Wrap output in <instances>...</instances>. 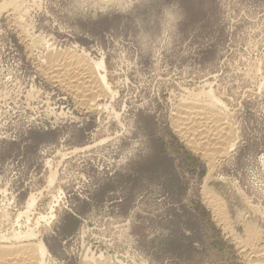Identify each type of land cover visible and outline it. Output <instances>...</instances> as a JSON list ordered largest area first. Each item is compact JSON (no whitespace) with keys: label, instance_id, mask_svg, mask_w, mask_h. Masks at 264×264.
I'll return each instance as SVG.
<instances>
[{"label":"rangeland","instance_id":"rangeland-1","mask_svg":"<svg viewBox=\"0 0 264 264\" xmlns=\"http://www.w3.org/2000/svg\"><path fill=\"white\" fill-rule=\"evenodd\" d=\"M8 1L0 255L31 230L44 264H84L87 249L121 264H253L208 200L224 179L264 224V0H33L24 22L32 40ZM58 53L103 60L114 96L88 111L46 79L41 62ZM201 91L225 106L231 129L232 148L211 165L172 124L187 92ZM243 214L229 215L238 235Z\"/></svg>","mask_w":264,"mask_h":264},{"label":"bare ground","instance_id":"bare-ground-1","mask_svg":"<svg viewBox=\"0 0 264 264\" xmlns=\"http://www.w3.org/2000/svg\"><path fill=\"white\" fill-rule=\"evenodd\" d=\"M32 1L33 0H10V4L8 1V6H10L8 8H10L11 10L10 15L12 17V21L16 25L17 29H20L22 31H20L21 33L28 35L29 33H27V30H25L24 22L29 10L31 9V6L29 7V5H31L30 3ZM32 39L33 37L31 38V40ZM35 42L38 41L36 40ZM40 43L37 44H39L40 46ZM47 47H44V53L45 51L48 52V50H46ZM51 49V52L55 50L53 48ZM47 52L45 54H47ZM45 54H43L44 57ZM53 54L48 55L49 57L45 58L46 60H43L41 62L42 66L39 71L50 82L59 85L64 90V92L66 91L74 95L75 98H77L76 101H78L80 105L85 106L88 111L91 109H97L98 106L96 107L95 104V102L97 101L96 99H99L103 96L106 97L110 95L111 98L114 96L113 91H111L110 84L107 81L106 75L104 74L106 70L103 60H89L87 58L85 59V57H78V55L74 56L72 54L66 53H64V55H61V53L55 55ZM191 93L187 92V97L185 98V100L183 99V102L178 106L179 108L176 109L175 116H173L174 123L172 122V124L173 126H175L176 133L179 134L180 138L186 139V141L190 143V147L197 153H200L201 156L209 161V165H211L210 163H214L215 158L226 155L227 152H229L230 148H232L233 146L230 134L231 129H229L228 125L225 122V106L217 100L212 91H208L206 93L201 91L197 94ZM87 97H90L91 99H88ZM211 167L212 166H210L209 168L211 169ZM54 179H51L50 184L54 182ZM222 181H220L219 183L216 182L218 185V188L216 190L220 191V193L217 192L218 195L213 194L215 197H212V195L211 200H208V194L210 193L209 191L213 189L208 190L205 187L208 190L207 192L205 189V191L207 192H205V195H207L208 197L205 198L210 204L208 205L212 208V212L215 213L216 217H218L224 223V225L226 224L227 226H229L232 237L235 241L237 240L236 242L241 246V248H243V252L245 253V255H247L249 259L253 260L255 264H260L264 257L263 220L261 221L259 216H257L256 213L255 215L254 211H251L252 208L249 207L250 205H243V203L240 204L241 200H239V203L237 201L236 195L234 193L232 194V192L229 193L230 191H228V184ZM32 197H30L29 201H27V206L25 205L27 207V211H25L24 213H20L18 215L19 217L26 216L29 212L28 210H30V208L34 205V202L36 200H34ZM247 211L249 212V214L251 213V216H248V218L246 216L248 221L246 228L243 230L242 226L240 228V232L242 231L243 234L241 233L240 235H238L239 231L236 230L238 233H235L234 228L236 229L237 225L240 224L236 223L237 225H233L235 223L234 222L232 223V227V221L230 220L231 217H229V215H236L237 212L238 218L236 219H244V214L242 216V212L247 214ZM233 232L236 236L233 234ZM18 235L13 234V237L8 240L7 243H9L10 241V244H8L9 246H7L6 249L4 248V251H2L0 255V264H42L43 259L48 255L44 244L41 242H38L36 244L29 243V239L33 238L31 230H28L27 232L22 233L19 236ZM24 241H26L27 243L22 245V242ZM17 244L22 245V247L19 246L21 247V249H17ZM87 250H85L81 255V261L84 262V264H121L119 261L114 259V257H108L104 259L102 254L98 255V257H95L94 254L89 255V251Z\"/></svg>","mask_w":264,"mask_h":264}]
</instances>
